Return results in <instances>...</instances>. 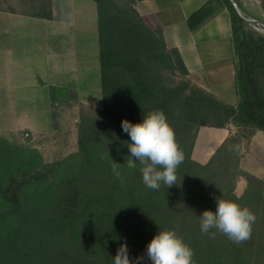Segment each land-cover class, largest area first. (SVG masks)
Returning a JSON list of instances; mask_svg holds the SVG:
<instances>
[{
  "label": "trees",
  "instance_id": "obj_1",
  "mask_svg": "<svg viewBox=\"0 0 264 264\" xmlns=\"http://www.w3.org/2000/svg\"><path fill=\"white\" fill-rule=\"evenodd\" d=\"M92 1L101 109L81 118L77 150L51 163L37 149L0 137V264H112L125 241L130 257H143L137 264H151L146 245L159 230H175L193 250V264H264V179L240 167L241 147L264 131V33L244 23L229 0H216L230 19L237 95L230 105L191 82L177 49L145 24L136 0ZM27 2L25 15L52 19L51 0ZM212 13L211 3L200 7L188 16V28ZM52 88L51 102L68 94ZM154 110L165 113L184 153L175 184L158 189L143 183L138 161L127 167L131 141L121 128L122 120L138 123ZM226 126L233 131L208 161H194L199 129ZM238 178L247 183L241 195ZM217 197L255 215L247 240L234 242L215 229L201 233L198 216L214 211Z\"/></svg>",
  "mask_w": 264,
  "mask_h": 264
},
{
  "label": "rangeland",
  "instance_id": "obj_2",
  "mask_svg": "<svg viewBox=\"0 0 264 264\" xmlns=\"http://www.w3.org/2000/svg\"><path fill=\"white\" fill-rule=\"evenodd\" d=\"M57 1V15L52 21L65 22L70 26L67 31L60 29L55 32L71 34L69 44L59 48L63 49L65 56L73 59L84 57V60H43L41 64L37 63V80L34 81L37 83L39 79L42 82L33 87L29 77L31 70L29 71L28 64L21 65L18 62L17 55L25 46L23 41L30 38V31L19 27L28 21L25 12L29 10L30 4L27 0H0V55L10 44L15 56L12 63H6L4 67V60L2 62L0 59V137L10 143L37 149L44 163H51L75 152L78 148L77 128L81 118L96 115L101 109L95 3L92 0H69L68 9L61 11V2ZM246 6L251 14L260 16L262 10L259 0H246ZM42 20L44 21L35 19ZM260 32L264 33V30L261 29ZM41 46L46 47L45 44ZM49 69L67 72L69 77L51 79L52 77L47 76ZM2 71L8 72L9 77L2 76ZM12 72L23 74L16 73V76H12ZM52 82L74 84L75 88H63V92L69 91L68 94L64 98L56 96L55 101L51 102V87L54 95L59 92L58 87L51 86ZM217 134L218 131L213 128L204 127L199 130L191 153L194 161L205 162V154L217 146ZM248 145L243 144L244 153H249ZM260 147V143L256 141L254 151L248 155L243 169L264 179V170H261V164L264 165V153ZM246 185L244 178H238L235 193L241 195Z\"/></svg>",
  "mask_w": 264,
  "mask_h": 264
},
{
  "label": "crops",
  "instance_id": "obj_3",
  "mask_svg": "<svg viewBox=\"0 0 264 264\" xmlns=\"http://www.w3.org/2000/svg\"><path fill=\"white\" fill-rule=\"evenodd\" d=\"M59 1L63 8L61 11H66L64 8L68 9L69 0ZM237 2V9L245 17L260 19L261 16H263L262 11H260V16L251 14L246 6V0H237ZM208 3L212 4L213 13L199 27L190 30L187 26L188 16ZM51 4L53 9L52 19H54L57 15L58 1L51 0ZM134 8L149 28L160 29L162 31L168 48L177 49L188 70L189 78L195 85L214 94L217 98L230 105L236 104L237 95L233 69L234 51L231 42L229 14L225 7L218 4L216 0H136ZM25 18H27L28 21L23 22L19 27L30 31L28 34L30 38H28L27 41H23L25 42L24 48H26H22L17 55H19L18 62H20L21 65L22 63L28 64L29 71L31 70V76H29L31 78V86H38L37 83L40 82L39 79L37 83L34 81L37 80L35 79L37 77L36 65L37 63L41 64L43 60L47 62L84 60V57H76L73 59L67 55L65 56L63 49L59 48L69 44L71 34L68 32L60 34L55 31L60 29L67 31L70 25H67L65 22L52 21V19L35 21V19H39L28 16ZM65 40L67 41L65 42ZM63 42L65 43L63 44ZM42 44H45L46 47L42 48ZM9 45L7 49H3L0 55L1 61L4 60L3 67L6 63H12L15 57L13 48ZM16 73L17 72H12V76L14 74L16 76ZM1 74L2 76L9 77L8 72L5 73L2 71ZM18 74L22 75L23 72L17 73V75ZM68 75L67 72H61L59 69L55 71L49 69V72H47V76L56 80L67 77ZM51 86L65 89L69 88L70 90H74L75 88L74 84L63 82H52ZM67 92L69 91L67 90ZM213 129L218 131L217 146H215L214 150H209L205 154V162L208 161L215 149L230 135V132L233 131L231 126ZM256 141L260 143V150L264 153V131L256 132L250 139L248 145L249 153H244L243 146L241 147V169H243L244 162L248 159V155L253 153ZM261 165V170H264V165ZM261 170L260 172H262Z\"/></svg>",
  "mask_w": 264,
  "mask_h": 264
},
{
  "label": "clouds",
  "instance_id": "obj_4",
  "mask_svg": "<svg viewBox=\"0 0 264 264\" xmlns=\"http://www.w3.org/2000/svg\"><path fill=\"white\" fill-rule=\"evenodd\" d=\"M122 131L127 133L130 155L127 167L134 168L136 161L143 165L140 169L143 183L158 189L161 183L168 187L175 184L176 170L184 160L172 127L161 110L149 112L138 123L127 119L121 121ZM120 164L113 162L112 171L121 177ZM215 210L205 209L198 216L202 234H214L211 230L226 234L234 242L247 240L251 235L255 215L247 208L231 200L215 198ZM146 253L151 264H193V250L183 242L175 230H159L146 245ZM142 256L130 257L129 247L121 243L112 258V264H137Z\"/></svg>",
  "mask_w": 264,
  "mask_h": 264
},
{
  "label": "water",
  "instance_id": "obj_5",
  "mask_svg": "<svg viewBox=\"0 0 264 264\" xmlns=\"http://www.w3.org/2000/svg\"><path fill=\"white\" fill-rule=\"evenodd\" d=\"M229 2L232 5V8L235 12V14L246 24L251 25V26H260L264 29V20L263 19H259V18H253V17H245L244 15H242L239 10L236 7V3L235 0H229Z\"/></svg>",
  "mask_w": 264,
  "mask_h": 264
},
{
  "label": "built area",
  "instance_id": "obj_6",
  "mask_svg": "<svg viewBox=\"0 0 264 264\" xmlns=\"http://www.w3.org/2000/svg\"><path fill=\"white\" fill-rule=\"evenodd\" d=\"M254 28L256 29V30H258V31H260L261 29L262 30H264L262 27H260V26H254Z\"/></svg>",
  "mask_w": 264,
  "mask_h": 264
}]
</instances>
